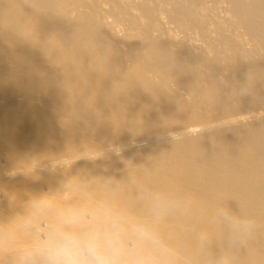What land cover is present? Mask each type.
Returning a JSON list of instances; mask_svg holds the SVG:
<instances>
[{
  "label": "bare ground",
  "instance_id": "1",
  "mask_svg": "<svg viewBox=\"0 0 264 264\" xmlns=\"http://www.w3.org/2000/svg\"><path fill=\"white\" fill-rule=\"evenodd\" d=\"M108 176L133 205L193 196L164 231L197 258L222 250L203 209L226 198L261 225L234 264H264V0H0V229L26 243L30 199Z\"/></svg>",
  "mask_w": 264,
  "mask_h": 264
},
{
  "label": "clouds",
  "instance_id": "2",
  "mask_svg": "<svg viewBox=\"0 0 264 264\" xmlns=\"http://www.w3.org/2000/svg\"><path fill=\"white\" fill-rule=\"evenodd\" d=\"M42 171L51 174L54 169L42 166ZM101 187L104 191L95 194L85 182L67 180L55 194L45 191L33 197L18 218L27 242L20 243L15 231L0 229V254L7 244L12 249L8 264H234L233 250L246 248L261 227L255 216L241 214L226 198H218L203 209V216L222 240V250L197 258L164 231L170 219L187 217L197 207L189 193L140 185L133 205L119 195L115 177H104ZM69 195L72 200L63 202ZM208 240L206 232L199 246L205 248Z\"/></svg>",
  "mask_w": 264,
  "mask_h": 264
}]
</instances>
